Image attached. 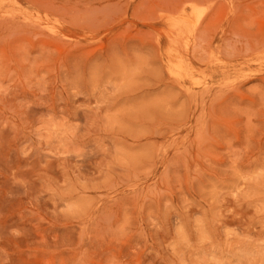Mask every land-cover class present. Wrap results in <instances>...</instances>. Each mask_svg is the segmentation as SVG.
<instances>
[{"label":"rangeland","instance_id":"rangeland-1","mask_svg":"<svg viewBox=\"0 0 264 264\" xmlns=\"http://www.w3.org/2000/svg\"><path fill=\"white\" fill-rule=\"evenodd\" d=\"M0 264H264V0H0Z\"/></svg>","mask_w":264,"mask_h":264}]
</instances>
